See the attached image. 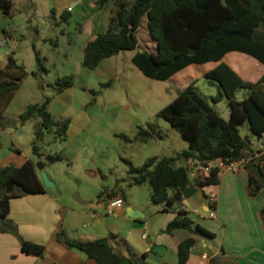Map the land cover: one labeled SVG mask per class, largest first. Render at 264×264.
I'll return each instance as SVG.
<instances>
[{
	"label": "crops",
	"instance_id": "crops-1",
	"mask_svg": "<svg viewBox=\"0 0 264 264\" xmlns=\"http://www.w3.org/2000/svg\"><path fill=\"white\" fill-rule=\"evenodd\" d=\"M11 1V17L0 12V43L3 42L0 69L12 55L29 72L36 70V48L44 58L47 72L39 77L43 82L40 87L36 79L28 77L4 113L0 124V169L8 165L20 167L28 159L36 163L42 161L43 168H37L38 175L43 183L41 173L45 172L53 186L45 187L43 183L45 193L13 199L9 214L25 240L45 247L44 256L24 253L14 235L0 233V264H99L83 252L59 242L57 234L61 229L71 238L85 242L116 235L118 238L111 243L117 250L134 258L148 254L147 264H178L179 245L190 237L196 242L187 264H264L261 218L264 192L260 191L255 197L249 194L246 169L224 172L218 185L203 188L197 186L196 177L190 175L192 183L185 190L177 212H186L194 225H201L214 234L212 237L194 235L183 229L166 233L177 213L162 212L160 206L151 203L149 184L116 185L117 181L128 177L127 161L140 167L150 157H170L189 148L184 142L181 151L163 147L157 153V148L150 145H157L158 139L127 143L121 138L124 135L133 139L139 127H145L157 116V109L151 110L148 104L156 96L157 80L147 77L133 61L143 49L156 48L149 35L147 18L143 19L140 29L146 33L143 39L140 31L138 33L139 48L104 59L91 69L83 65L84 49L97 35L106 32L112 3L47 0L41 11L36 8V0ZM70 6H74L72 11H68ZM70 75L75 77L74 85L55 94L56 81ZM26 85L34 92L42 91L43 97L53 96L49 111L58 121H69L67 140L50 144L49 136L45 140L43 158L33 154L34 122H19L25 108L37 103H32L24 94ZM90 96H94V100L86 104ZM158 124L162 130L170 132L166 125ZM242 136L249 138L253 150L263 148V142L250 131ZM106 147L122 149L113 162L99 159L98 153ZM49 155L56 157L57 162H46L44 159ZM62 162L67 163L70 174L79 179L81 187L83 183L89 186L86 191L70 193L66 180L61 179L57 170ZM185 164L189 166L190 162H177L179 166ZM104 188L108 191L99 197ZM122 188L125 207L112 211L107 201L121 197ZM112 190L115 195H111ZM212 195L217 198L215 203L210 201Z\"/></svg>",
	"mask_w": 264,
	"mask_h": 264
},
{
	"label": "trees",
	"instance_id": "trees-1",
	"mask_svg": "<svg viewBox=\"0 0 264 264\" xmlns=\"http://www.w3.org/2000/svg\"><path fill=\"white\" fill-rule=\"evenodd\" d=\"M112 3L113 8L105 33L97 35L84 49L83 65L94 69L104 59L124 51L139 48L138 33L143 19L147 18L149 35L156 43L153 51L143 49L133 61L149 78L165 81L175 93V98L161 109L153 122L138 128L133 139L122 135L127 143H148L164 139L157 120L168 122L189 145L187 150L173 156H154L140 166L128 164V177L117 181V187L149 184L150 201L160 206L162 212H175L166 233L183 229L192 234L214 236L201 225L178 211L183 195L192 183L188 165L177 162L197 161L202 166L222 160L225 163L246 159L248 192L252 197L264 192V0H101L100 5ZM13 2L0 0V12L11 17ZM37 69L29 72L14 56L7 58L0 69V124L25 80L39 79L47 72L44 58L35 48ZM204 78L216 86L212 102L203 98L196 87ZM75 77L64 76L54 85L55 94L71 88ZM249 91L243 100L237 92ZM53 99L30 104L19 118L20 123L34 122L33 154L43 158L45 140L62 144L67 140L69 121H58L49 111ZM227 100L229 119L223 118L217 104ZM248 126L254 137L263 142L261 150H253L249 138H244L240 127ZM3 126V124L1 125ZM203 188L220 183L217 168L208 176H196L194 181ZM8 188L10 191H8ZM104 188L99 197H102ZM46 189L38 175L36 162L28 159L22 166L8 165L0 169V233H10L20 242L22 251L43 257L45 247L25 240L18 225L9 219L11 201L29 195L43 194ZM124 198L123 188L119 190ZM115 195V190L111 195ZM215 206V205H213ZM264 223V209L261 212ZM107 239L81 241L69 236L65 229L57 234L59 242L75 248L99 264H147L148 254L126 256ZM195 238L190 237L179 245L178 264H187Z\"/></svg>",
	"mask_w": 264,
	"mask_h": 264
},
{
	"label": "rangeland",
	"instance_id": "rangeland-1",
	"mask_svg": "<svg viewBox=\"0 0 264 264\" xmlns=\"http://www.w3.org/2000/svg\"><path fill=\"white\" fill-rule=\"evenodd\" d=\"M38 4V8L39 10H44L45 6L47 4V0H36L35 1ZM145 31H140V36L141 39H143V35H145ZM37 69V66H36ZM32 78V76H31ZM34 79H36L35 77H33ZM38 82V86H42L43 82L42 79H36ZM47 87V86H45ZM196 87L199 89V92L201 93V95L203 96L204 99H206L208 102H212V97L216 96L217 94V88L216 86L210 85L204 78L200 79L197 81L196 83ZM24 94H26L27 98L30 99L32 101V103L35 102H42L44 97H43V92L42 91H36L34 92L32 89H30L29 85H26L25 90H24ZM249 94V91L246 89H242L240 91L237 92L236 98L237 100H243L245 97H247ZM175 97V93L170 89V86L165 82V81H159L157 80V92H156V96L153 97L152 102H149V107L152 109H157V113L163 109L165 106H167ZM155 99V101L153 102V100ZM94 100V96H90L89 99L85 101L86 104L87 103H91V101ZM217 109L219 110V112L221 113V115L223 116V118L225 119H229L230 117V111L228 108V104H227V100L223 99L220 103L217 104ZM150 110V111H151ZM157 122H160V124H164L169 128L170 132H167L166 130H163V134H164V139L162 140H157V145H150L152 146L151 148H157V153L159 151L162 150V148H176L178 149V151H181L183 148H181V144H184V141L182 139V137L180 136V134L168 123L166 122L164 119H158ZM10 124V123H9ZM240 131L242 135H246V133L249 132L248 126H241L240 127ZM175 136H177L178 139L175 138ZM157 146V147H155ZM122 149H118L113 150V149H108L106 147V149L104 151L100 150L101 152L98 153L99 155V159L106 161V162H113L115 157L118 155V153L121 152ZM117 169V168H115ZM58 173L61 176V179H65L69 189H70V193L74 194L76 191H79L80 189H82L81 191H86V188H89V186L87 187L86 183H83L82 187L79 183V179L76 180L75 177H72V175L70 174L71 171H69L67 163L66 162H62L58 164L57 167ZM90 193V192H88Z\"/></svg>",
	"mask_w": 264,
	"mask_h": 264
},
{
	"label": "built area",
	"instance_id": "built-area-1",
	"mask_svg": "<svg viewBox=\"0 0 264 264\" xmlns=\"http://www.w3.org/2000/svg\"><path fill=\"white\" fill-rule=\"evenodd\" d=\"M74 8V6H70L68 8V11H72ZM3 42L0 43V45H2ZM246 164H247V160L246 159H240L236 162H232V163H225L222 160H218L216 162H213L211 164H209L208 166H202L199 162L197 161H191L189 166H188V170L190 175L196 177V176H208L209 173L211 172V170L217 168L219 170V174L221 175L224 172H238L239 170L245 169L246 168ZM216 196L212 195L210 198V201L212 203L216 202ZM107 206L112 210V211H118L121 210L125 207V201L123 198L121 197H114V198H110L107 201ZM212 216H215L214 213L211 214ZM144 239L147 238V235L145 234L143 236ZM205 258L207 257V255L204 256Z\"/></svg>",
	"mask_w": 264,
	"mask_h": 264
},
{
	"label": "water",
	"instance_id": "water-1",
	"mask_svg": "<svg viewBox=\"0 0 264 264\" xmlns=\"http://www.w3.org/2000/svg\"><path fill=\"white\" fill-rule=\"evenodd\" d=\"M56 159H57L56 157L54 158L52 155H49V156L45 157L44 160H45L46 162H49V163H55V162H57ZM36 167H37V168H43V162L41 161V162L36 163ZM41 176L43 177V183H44L45 187L53 186V185L51 184V182H50V180H49V178L47 177V174H46L45 172H42V173H41ZM8 191H10L9 188H8ZM0 220H1V217H0ZM158 250H159V249H158Z\"/></svg>",
	"mask_w": 264,
	"mask_h": 264
}]
</instances>
